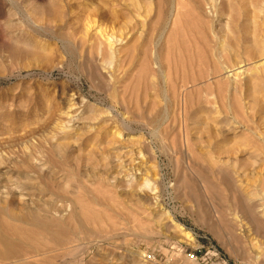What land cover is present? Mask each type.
Here are the masks:
<instances>
[{
    "label": "rangeland",
    "instance_id": "374dc122",
    "mask_svg": "<svg viewBox=\"0 0 264 264\" xmlns=\"http://www.w3.org/2000/svg\"><path fill=\"white\" fill-rule=\"evenodd\" d=\"M257 1L0 0V264H264Z\"/></svg>",
    "mask_w": 264,
    "mask_h": 264
},
{
    "label": "bare ground",
    "instance_id": "6f19581e",
    "mask_svg": "<svg viewBox=\"0 0 264 264\" xmlns=\"http://www.w3.org/2000/svg\"><path fill=\"white\" fill-rule=\"evenodd\" d=\"M233 1V3H235V0H232ZM248 2H249V4L250 5H252V7H251V13H252V17H254L253 15H255V9L256 8H254V4H255V1L256 0H247ZM264 1V0H263ZM216 2H217V0H207V3H209V7H216ZM258 2V1H257ZM205 3V2H204ZM259 4H260V0H259V2H258ZM262 3L263 2H261V4L260 5H262ZM207 5V4H206ZM218 6V5H217ZM209 9V8H208ZM215 10V9H214ZM261 10V9H260ZM260 10H258V11H260ZM213 13V12H212ZM214 14V13H213ZM170 17H169V21H167V22H171L172 21V18H173V16H174V20L172 21V23L174 24V23H176L177 22V20L179 19V15H178V13L176 12L175 13V11L174 10H171V12H170V15H169ZM263 18H264V16H263ZM164 23H166V21L164 22ZM167 24V23H166ZM119 40L120 39H117L115 36H113V35H111V34H109V35H107L106 36V38H104V42H105V44L107 45V47H112V46H114L117 42H119ZM110 49V48H109ZM260 61H261V63H259V65L260 64H264V57H262L261 59H260ZM230 74V76L232 75L233 77L236 75V73H229ZM228 76V75H227ZM235 79V78H234ZM232 80V79H231ZM33 211V210H32ZM38 216V215H37ZM79 231V230H78ZM18 247H17V244H16V242L12 239V237H11V235H9V234H7V232H5L4 230H3V228L2 227H0V257H3L4 259L5 258H9V257H13V256H15V254H16V252H17V249Z\"/></svg>",
    "mask_w": 264,
    "mask_h": 264
}]
</instances>
